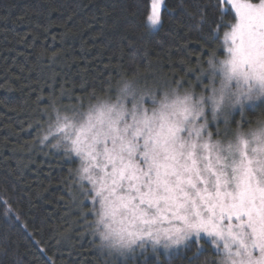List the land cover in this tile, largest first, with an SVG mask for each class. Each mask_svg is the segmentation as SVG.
Wrapping results in <instances>:
<instances>
[{"label":"trees","instance_id":"1","mask_svg":"<svg viewBox=\"0 0 264 264\" xmlns=\"http://www.w3.org/2000/svg\"><path fill=\"white\" fill-rule=\"evenodd\" d=\"M150 4L0 0V264H218L203 239L127 260L108 253L93 232L98 204L82 191L90 186L79 178V159L60 134L41 142L54 110L78 119L119 102L122 81L152 87L157 101L170 87L200 96L213 86L209 56H225L234 13L218 0H164L153 31ZM227 113L229 130L242 114L240 130H253L264 120V101ZM218 130L212 140L230 133ZM5 207L13 211L5 215Z\"/></svg>","mask_w":264,"mask_h":264},{"label":"snow or ice","instance_id":"2","mask_svg":"<svg viewBox=\"0 0 264 264\" xmlns=\"http://www.w3.org/2000/svg\"><path fill=\"white\" fill-rule=\"evenodd\" d=\"M163 4L151 0L150 26L161 23ZM220 5L235 10V23L223 35L228 55L219 61L209 56L220 84L207 99L212 118L222 113L227 123V111L241 97L264 96V0ZM128 97L136 108L135 92L125 85L118 101ZM126 112L123 103H101L77 121L55 110V125H49V136L60 134L81 160L79 178L91 185L81 186L85 198L94 192V205L99 198L94 234L125 254L148 241L154 250L161 243L167 249L206 233L221 253L218 264H264V127L236 129L225 144L213 141L211 133L202 134L205 97L191 93L171 103L165 94L158 111L149 116L143 108L140 119L133 112V123L122 127ZM12 211L5 207V215Z\"/></svg>","mask_w":264,"mask_h":264},{"label":"rangeland","instance_id":"3","mask_svg":"<svg viewBox=\"0 0 264 264\" xmlns=\"http://www.w3.org/2000/svg\"><path fill=\"white\" fill-rule=\"evenodd\" d=\"M252 2V1H251ZM259 1H257V2H252V3H258ZM227 7V6H226ZM161 11H162V8H161ZM231 11L234 13V15H235V10L234 9H231ZM235 23V22H234ZM151 27V30H153V31H155V30H157L159 27H160V24L159 25H157V26H155V27H152V26H150ZM227 31H230V29L229 30H227ZM226 31V32H227ZM223 48H224V51H225V56L223 57V58H225L227 55H228V53H227V51H226V46L224 45V42H223ZM222 58V59H223ZM211 80L213 81V86H209V88L208 89H205L204 91H203V93L201 94V95H203L204 97H205V115H206V117H207V121H208V123H207V128L205 129V131L202 133L205 137L207 136V134L208 133H211L212 134V136H214L213 134H214V130H221V129H224V130H226V131H228V132H230V133H227V132H225V133H223L224 135L222 136V134H219L218 132H217V135L218 136H220V137H222V140L223 141H221V140H219L222 144H225V143H227L228 141H231L232 139H233V133H234V128L232 129V130H229L228 128H227V125H228V123H229V121L227 120V123L225 122V114H222V113H217V115H216V118L215 119H213L212 118V112H211V105H210V102L208 101V97L211 95V89H212V87H219V84H220V78H219V75L217 76V78L214 80L213 78H212V76H211ZM178 93H181V94H184V93H191L192 94V92H190V91H187V90H179L178 91ZM200 95V96H201ZM192 96H193V98H199L200 96L199 95H194V94H192ZM131 98L129 97L128 99H127V101H125V102H123V101H119V103H123V104H125L126 105V107H129V100H130ZM240 100H241V102L239 103V105H235L234 107H232L229 111H227V112H229V113H236L238 110H242L243 109V107H245V106H247V105H250V104H255L256 102H261V100L262 101H264V96H260V97H256V98H254V99H251V100H249V99H247V97H241L240 98ZM114 103H118V102H114ZM114 103H112V104H114ZM147 103H149V104H151L150 106H148L147 105ZM158 103H159V100L157 101V100H153V99H148V98H145V100H144V106H145V108H147L148 109V114L149 115H151L152 114V112H151V109L152 108H154V107H157L158 106ZM93 107V106H92ZM89 110V109H88ZM88 110L86 111V113L83 115V116H81V117H79L78 119H76L77 121H80V120H82V119H84V118H86V114H87V112H88ZM228 113H226V115H227ZM243 117V114L240 116V117H238V120H239V122H237V127H238V129L240 130V128H241V126L242 125H240V122L242 121V118ZM237 120V121H238ZM221 121V122H220ZM197 123H204V120L203 119H201V120H199ZM218 130V131H219ZM234 130V131H233ZM233 131V132H232ZM242 131H249V130H242ZM182 135H184V136H186L187 135V128L185 129V132L184 133H182ZM212 138H215V137H212ZM223 138H225V139H223ZM213 141H216V140H213ZM142 142V141H141ZM74 155H75V153H73ZM76 156V155H75ZM78 159H79V161H80V163H81V160H80V158L78 157V156H76ZM88 183V182H87ZM89 184V183H88ZM89 186H90V189H91V185L89 184ZM91 195L92 196H94V192H91ZM97 204H98V209H99V207H100V205H99V198H96V201H95ZM96 215V214H95ZM164 226L166 227V226H168L167 225V223H165L164 224ZM99 239H100V241H101V238L99 237ZM203 239V241L204 242H206V243H208L214 250H215V252L218 254V255H220L221 256V253H220V251H218L217 250V247H216V245L212 242V237H209L206 233H201L200 234V237H195V236H193L191 239H189V240H187V241H185L183 244H181V245H176V246H172L171 248H165L164 247V245H163V243H161L160 245H157L156 246V248H161V249H165V250H167V251H175V250H178L179 248H181V247H183L184 245H186V244H188V243H190V242H193V240H198V241H201ZM200 245H202L201 243H200ZM135 247V251L134 252H127V253H125V254H121L119 251H117V250H115V249H112V248H109V247H106V246H104V249L109 253V252H113L114 254H116V257L119 259V260H127V259H129V258H131L133 255H135L136 253H142V252H144L146 249H148V248H151V249H153V246H152V242L151 241H148L147 243H145V245H144V248H140L138 245L137 246H134Z\"/></svg>","mask_w":264,"mask_h":264},{"label":"clouds","instance_id":"4","mask_svg":"<svg viewBox=\"0 0 264 264\" xmlns=\"http://www.w3.org/2000/svg\"><path fill=\"white\" fill-rule=\"evenodd\" d=\"M125 85H128L130 87V89L135 92V101H134V103L137 105V107L136 108H133V100H132V97H130L131 98L129 100L130 107H127V112H126V115H125V120H122L121 121V126L122 127H123V125H124L125 122H127L129 124L133 123V120H132L133 112H135L137 119H140L141 118V116H142V110H143V108H145V106H144V100H145V96H146L145 95L144 96V99L141 100L140 97H141L142 94H148V96H151L152 99H153V97H155V99H153L154 101L158 99L153 94L154 89L152 87H149V88H141L140 86H138L135 83V81H131V80L122 81L120 83V85L118 86V91L120 89L124 88ZM165 94H167V101L169 103H171V101L175 100L177 97H183L187 93H184V94L178 93L177 87H170L169 89H167V90L164 91L163 98L159 100V103H158V106L157 107H154V108L151 109V112H153L154 109L158 111L161 108V101L164 99ZM121 101H123V100H121ZM151 115H149V116H151ZM51 124L54 126L55 125V122L54 123H51ZM261 127H264V120L259 121L258 127L255 128V129H258V128H261ZM255 129H253V130H255ZM49 131H50L49 127H46L45 130H44V133H43V135L41 137V142H45V141H47L49 139ZM249 131H245V132L247 133ZM45 137H48V139H45ZM54 147H60V145L57 146V144H55ZM101 244L103 246L108 247L107 246L108 245V242L107 241H104V240L101 239Z\"/></svg>","mask_w":264,"mask_h":264},{"label":"bare ground","instance_id":"5","mask_svg":"<svg viewBox=\"0 0 264 264\" xmlns=\"http://www.w3.org/2000/svg\"><path fill=\"white\" fill-rule=\"evenodd\" d=\"M237 105H239V104H237Z\"/></svg>","mask_w":264,"mask_h":264}]
</instances>
